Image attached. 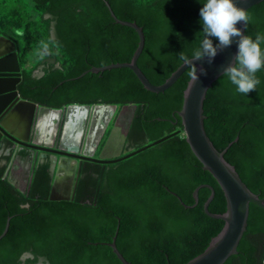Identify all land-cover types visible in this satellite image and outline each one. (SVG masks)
Returning <instances> with one entry per match:
<instances>
[{"label":"trees","instance_id":"obj_1","mask_svg":"<svg viewBox=\"0 0 264 264\" xmlns=\"http://www.w3.org/2000/svg\"><path fill=\"white\" fill-rule=\"evenodd\" d=\"M106 1L118 19L143 28L145 47L137 64L153 85L164 84L183 65L179 53L191 58L200 46L199 11L205 0ZM33 3L45 8L48 34L72 62L64 70L48 66L41 78L23 73L18 86L23 99L53 109L71 104H134L137 111L131 131L135 129L144 143L167 133H184L178 111L190 82L188 70L159 94L147 91L127 68L71 80L93 66L129 62L139 36L134 29L117 24L103 0ZM248 14L247 35L253 39L264 35V2ZM2 34L20 45L10 30ZM257 76L261 83L247 96L237 93L222 76L208 93L205 123L220 152L239 137L225 158L249 189L264 198V69ZM181 134L133 158L150 157L141 171L111 167L103 182H79L75 202L50 201L51 187H40L27 199L7 183L5 168H0V235L12 217L8 233L0 241V264H30L21 260L25 253L48 264H123L109 245L118 230V248L132 264H186L204 253L225 226L223 220L205 212L212 191L202 189L195 208H186L182 202L195 205L194 191L202 184L216 190L209 207L212 213L224 214L227 201ZM47 183H52L49 176ZM225 264H264V209L251 205L239 254Z\"/></svg>","mask_w":264,"mask_h":264},{"label":"water","instance_id":"obj_2","mask_svg":"<svg viewBox=\"0 0 264 264\" xmlns=\"http://www.w3.org/2000/svg\"><path fill=\"white\" fill-rule=\"evenodd\" d=\"M103 1L107 6L111 17L117 24L129 27L137 32L139 36L137 49L135 50L129 62L113 63L102 67L93 66L89 70L83 72L79 77L74 79H79L87 73L97 74L112 69L127 68L130 69L137 76L138 80L147 91L157 94L166 92L181 78V76L188 70L189 66H180L178 70L175 71L164 84L159 86L153 85L137 64V61L145 47V35L143 32V28L138 26L136 22H128L118 19L113 13L109 3L106 0ZM262 2H264V0H234V3L238 7L244 9L247 13L251 8L261 4ZM237 27L241 28L244 35H247V28H244L243 23H239ZM238 39V37L233 38L232 46L221 51L211 64L208 63L206 58L203 60L193 61V63H195L197 67L203 66L206 69L207 74L201 75L199 81H197L195 84H193L191 81L189 82L188 88L186 89L184 95L183 108L178 111V115L182 119L184 134L188 144L190 145L195 156L202 163L204 170L211 173L215 180L218 182L225 194L227 201V211L224 214H214L210 212L209 207L216 197V190L213 186L209 184H202L194 191V198L196 200L195 205L189 206L182 202V204L186 208L197 207L200 202V191L204 188H209L212 191V194L205 204V212L210 217L223 220L225 222V226L222 232L212 239L206 251L186 264H225L231 257L238 255L240 243L244 238L246 232L248 231L251 205L254 204L264 209V198H261L259 195L253 193L249 189V187L241 178L236 167L230 164L225 158L229 149L239 141V137H237L224 151L220 152L216 148L215 144L209 137L206 130L205 122L207 120V116L205 115V102L207 100L208 93L210 89L214 86V84L222 76H224V68L227 67L233 61V57L235 56L238 50ZM45 61H42L41 63H48L54 66L56 65V59L54 57ZM16 63L17 68L20 69L21 65L18 56L16 57ZM22 73L23 72L21 71L20 80L15 86L16 94L18 95V97L21 100L31 103L33 106L52 110V108L42 106L29 100H25L20 96L18 86L22 82ZM127 107L133 108L132 111H135L134 105L130 104ZM159 120L164 121L165 119ZM177 133H174L172 135H176ZM170 137L171 136H168L164 139L156 141L151 145L133 151L123 157L117 158V160L113 161L112 163H119L121 161L129 160L147 151V149L152 147V145L154 146L159 143H162L164 140H167ZM173 194L177 196L176 193L173 192ZM179 199L181 200L180 197ZM49 200L61 201L60 199H53L52 196L49 198ZM11 219L12 217H9L7 219L5 229L0 235V241L7 235ZM118 234L119 230L117 231L114 237V241L112 243H109V245L113 248L115 254L118 256V258L123 264H132L125 258V256L121 253L117 246ZM24 258H26V255H23L22 259Z\"/></svg>","mask_w":264,"mask_h":264},{"label":"rangeland","instance_id":"obj_3","mask_svg":"<svg viewBox=\"0 0 264 264\" xmlns=\"http://www.w3.org/2000/svg\"><path fill=\"white\" fill-rule=\"evenodd\" d=\"M148 1L152 0H136L139 4H145ZM0 6L3 7H0V34L4 33V30H10L17 36L20 42L17 53L22 63V72L25 71L31 76H39V62L45 61L49 59V57H55L59 64V68L62 70L71 65V59L64 54L62 49L53 42L54 40L48 34L47 28L50 23L46 19L45 8L35 6L33 0H0ZM44 50H46L50 56H44ZM118 107L119 106L109 107V110L113 113L117 112V115L114 116L115 119L112 121L108 134L104 139V141H106L103 145L102 156L107 158H116L132 150H139L140 147L145 144L138 137L139 134H137L135 129L131 131L136 117L137 107L134 109V115V111L131 110L133 108H125L124 105H121L120 108ZM27 117L28 109L23 110L21 120L26 123ZM123 119H127V121L121 122ZM61 120H66V118H62ZM73 122L74 121H71V123ZM68 126L70 127L71 125ZM76 126V123L73 124V127ZM94 126L95 122H93V120H91V122L87 120L78 142L81 144L85 141L87 142L88 137L97 131ZM44 131H47V129H44ZM65 133H69L71 137L65 136ZM65 133L63 130H60L57 139L51 145L57 147L64 138L68 137V142L73 141L75 130L69 128ZM45 139L46 136L41 139L43 141V143L41 142L42 146L49 145ZM72 146L77 148L78 144L76 143ZM133 158L108 167H114L124 172L141 171L145 168L150 159L149 156L138 157L136 159ZM49 166L50 164L47 163L43 168H40L38 154L31 150H23L18 154L14 168L7 177V182L15 191L27 199L32 198L35 190H38L40 187H53V189H49L48 191L49 198L51 197L52 190H54V196L56 198H59L57 196L61 195L62 200L69 199L71 195L70 187L73 185L69 182H63L59 186H56L54 177L51 176L53 171H51ZM67 168H71L69 164H67ZM105 170L106 167L101 165L87 164L81 174L79 182H102ZM56 171L55 175L57 174ZM67 171L68 169L65 170V172ZM48 176L50 177V182H52L50 184L47 183ZM70 182H72V180ZM33 257V254L28 253L22 262L38 264Z\"/></svg>","mask_w":264,"mask_h":264},{"label":"bare ground","instance_id":"obj_4","mask_svg":"<svg viewBox=\"0 0 264 264\" xmlns=\"http://www.w3.org/2000/svg\"><path fill=\"white\" fill-rule=\"evenodd\" d=\"M17 47L14 42L0 34V142L6 138L12 142L21 144L26 147L40 148L41 150H50L55 146L51 144L55 142L60 130L64 133L70 128L75 130L73 141L68 142L71 137L69 133H65L62 142L55 148H59L64 154L75 155L83 154V158L94 160L98 163L109 164L117 160L111 159H95L98 147L109 127L114 120L117 112L113 113L106 106H77L64 107L60 110L45 109L33 106L31 103L21 100L16 94L15 86L20 80L22 68H17L16 63ZM23 107L28 109V117L26 123L18 118L17 110ZM121 107V105H120ZM118 107V108H120ZM126 108V106H124ZM135 114V113H134ZM66 118V120H61ZM95 122V133L88 137L86 145L84 143L83 150L80 148L81 143L78 137L86 126V121ZM71 121H74L71 123ZM77 124L73 127V124ZM68 125H71L70 127ZM26 127V135H25ZM47 129V131H44ZM46 136V142L49 145L42 146V137ZM42 142V143H41ZM78 144L77 148L72 145ZM65 162L60 159L56 176H63L67 168V164L72 168V172L76 167L74 160ZM57 170V169H56ZM6 178V176H5ZM58 200L61 198H54Z\"/></svg>","mask_w":264,"mask_h":264},{"label":"clouds","instance_id":"obj_5","mask_svg":"<svg viewBox=\"0 0 264 264\" xmlns=\"http://www.w3.org/2000/svg\"><path fill=\"white\" fill-rule=\"evenodd\" d=\"M199 16H200V20L202 23V33H203V39L200 43V46L192 52L191 58L188 55H186L183 51L181 53H179V56H178L179 60L183 62V65L189 66L187 75H188L190 81L193 84H195L197 81H199L201 75L207 74V71L203 66L197 67V65L195 63H193V61L203 60L206 58L209 64L213 63L214 59L216 58V56L221 51L232 46L233 38L238 37L239 39L237 41V47H238L237 53L233 57V61L227 67L224 68L223 75L226 76L228 78V80L231 82V84L235 86L237 93H240V94L247 96L249 92L256 90L257 86L261 83L260 79L257 76V73L260 72L262 69H264V49H262V47H261V45L264 44V35L257 34L255 36V39H253L251 36L244 35L241 28L237 27V25L239 23H243L244 28L245 29L247 28L248 23L251 20V17L249 16V14L244 9L238 7L234 3V0H205V2L203 3V6L200 8ZM214 41H216V43H214ZM13 42L15 43L16 47L18 48L17 43L15 41H13ZM17 56H18V53H17ZM18 58L20 61V65H22L19 56H18ZM52 66H54V65H52ZM54 67L62 70L61 68H59V64L57 63V60H56V65ZM21 68H22V66H21ZM46 72L47 71H44L41 75L32 76V77L41 78L45 75ZM23 73H25V71H23ZM23 73H22V78H23ZM75 105L78 106V105H82V104H71V105H67V106L68 107H74ZM95 105H97V106H103L104 105V106H106V108L108 110H109V107H115V106L120 107V105H107V104H94V105H83V106H95ZM128 105H130V104H127L124 106L127 107ZM131 105H134V104H131ZM134 106L137 107L136 105H134ZM64 107H66V106H64ZM64 107H62V108H64ZM62 108H60V109H62ZM60 109H56V110H60ZM159 119H162V118H159ZM164 121H166V119ZM183 130H184V128H183ZM174 133H177V134L172 135ZM181 133H182V131H180V130L176 131V132H172V133H167L162 138H160L156 141L164 139L168 136H171L169 138V139H171L172 137L180 135ZM181 136L185 137V134L183 133V134H181ZM169 139L164 140L162 143L168 141ZM156 141H152V140L148 139L147 142L140 147V149L144 148L148 145H151V144L155 143ZM162 143H159V144L154 145V146L152 145V147L147 149V151L154 148V147L161 145ZM24 150H28V149H24ZM136 150H132L130 152L124 153L121 156L116 157L115 159L123 157L126 154H129V153L136 151ZM114 164H117V163H109L107 166H103V167H106V170L103 173L102 182L104 181V177H105L106 172L108 171L109 168H111L108 166L114 165ZM79 180H80V178H79ZM79 180H78V185L76 186L75 198L73 200H70V198H71V195H70L69 199L62 200V201L75 202L78 187H79ZM25 207L27 208L28 205H26ZM27 254L28 253H25L24 255H27ZM22 257H21V260L23 261L25 258L22 259ZM37 263L38 264H41V263L46 264V262L43 259H39V261H37Z\"/></svg>","mask_w":264,"mask_h":264},{"label":"flooded vegetation","instance_id":"obj_6","mask_svg":"<svg viewBox=\"0 0 264 264\" xmlns=\"http://www.w3.org/2000/svg\"><path fill=\"white\" fill-rule=\"evenodd\" d=\"M52 39L55 40L54 36H52ZM53 42L56 43L55 41H53ZM56 45H58V44L56 43ZM58 47H60V46H58ZM43 54H44V56L49 55V53L46 52V50L43 52ZM50 58H52V57H49V59ZM41 62H39V73H40L39 75H41L44 71H47L46 70L48 68L47 66H50V64H48V63L42 64ZM134 113H135V111H134ZM134 113H133V115H134ZM126 121H127V119L121 120V122H126ZM111 123L109 124V127H108L99 147H98V150H97L96 155H95V159H99V158L111 159V158H107L105 156H102L103 145L106 141V140L104 141V139L108 134ZM25 135H26V127H25ZM79 138H80V136L78 137V140H79ZM85 142H83V144L80 145V148L82 150H83V145ZM24 149L31 150V151L36 152L38 154L39 167H41L47 163L50 164L49 168L51 169V171H53L51 173V176L54 177V182H55L56 186H59L63 182H66V183L69 182L73 185L72 187H70L71 188L70 200H73L75 198L76 186L78 185V180L82 174L84 167L87 164H98L101 166H107L108 165V164L98 163L94 160L83 158V154L81 151H80V153L75 154V155H67V154H64L59 148L54 147V148H51L50 150L45 151V150H41L40 148L22 146L21 144H18V143L12 142L6 138H3L0 142V153H1V155H0V168H3V167L5 168L4 177L6 176V178H7L9 176V173L14 168V165L17 161L18 154L21 151H23ZM115 156H118V155H115ZM60 159L64 160L65 162H69L68 160H70V161L74 160L76 162V167L74 168V171L72 172V170H70L72 168H68V171L65 172L63 176L61 175V172H60V175L56 176L55 171H56V169L58 170V163H59ZM71 180H72V182H70ZM51 189H53V187H51ZM54 195H55V191L52 190L51 196L56 198ZM57 197L61 198V195L60 196L58 195Z\"/></svg>","mask_w":264,"mask_h":264},{"label":"crops","instance_id":"obj_7","mask_svg":"<svg viewBox=\"0 0 264 264\" xmlns=\"http://www.w3.org/2000/svg\"><path fill=\"white\" fill-rule=\"evenodd\" d=\"M23 110H25L23 107H20L18 110H17V112H16V115L18 116V118L19 119H21V117H22V112H23ZM0 155H1V153H0Z\"/></svg>","mask_w":264,"mask_h":264}]
</instances>
